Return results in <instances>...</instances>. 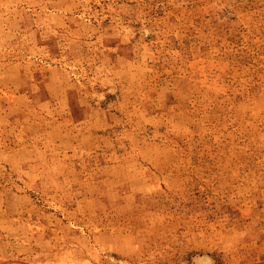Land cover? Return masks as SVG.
<instances>
[{
	"label": "rangeland",
	"instance_id": "374dc122",
	"mask_svg": "<svg viewBox=\"0 0 264 264\" xmlns=\"http://www.w3.org/2000/svg\"><path fill=\"white\" fill-rule=\"evenodd\" d=\"M204 256L264 264V0H0V264Z\"/></svg>",
	"mask_w": 264,
	"mask_h": 264
},
{
	"label": "bare ground",
	"instance_id": "6f19581e",
	"mask_svg": "<svg viewBox=\"0 0 264 264\" xmlns=\"http://www.w3.org/2000/svg\"><path fill=\"white\" fill-rule=\"evenodd\" d=\"M201 257H202V256H201ZM201 257H200V258L197 257V258H198V261H199L198 263H201V264H207V263H209V259H208L209 257H205V256H204L203 258H201ZM197 258H196V260H197ZM211 261H212V260H211ZM210 263H211V262H210ZM210 263H209V264H210Z\"/></svg>",
	"mask_w": 264,
	"mask_h": 264
}]
</instances>
